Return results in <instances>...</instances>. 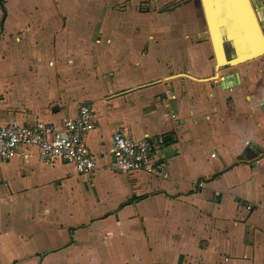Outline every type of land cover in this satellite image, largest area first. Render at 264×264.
I'll list each match as a JSON object with an SVG mask.
<instances>
[{
    "label": "crops",
    "instance_id": "0c3cea01",
    "mask_svg": "<svg viewBox=\"0 0 264 264\" xmlns=\"http://www.w3.org/2000/svg\"><path fill=\"white\" fill-rule=\"evenodd\" d=\"M203 2L0 0V124L89 105L96 163L0 164V264H264V55L216 69ZM118 125L164 175L111 170Z\"/></svg>",
    "mask_w": 264,
    "mask_h": 264
},
{
    "label": "built area",
    "instance_id": "2783aa9c",
    "mask_svg": "<svg viewBox=\"0 0 264 264\" xmlns=\"http://www.w3.org/2000/svg\"><path fill=\"white\" fill-rule=\"evenodd\" d=\"M94 119L91 107L82 104L74 118L64 119L60 125L42 120L31 126L17 121L0 124V164L15 157H27L28 150L36 148L43 161L71 163L80 176L87 177L96 163L84 136L93 130ZM162 142L161 138L147 135L134 139L118 125L111 135V170L125 175L135 172L164 175L163 165L155 158Z\"/></svg>",
    "mask_w": 264,
    "mask_h": 264
},
{
    "label": "water",
    "instance_id": "95a60500",
    "mask_svg": "<svg viewBox=\"0 0 264 264\" xmlns=\"http://www.w3.org/2000/svg\"><path fill=\"white\" fill-rule=\"evenodd\" d=\"M203 1L216 69L264 55V33L251 0ZM229 47L233 56L227 59Z\"/></svg>",
    "mask_w": 264,
    "mask_h": 264
}]
</instances>
